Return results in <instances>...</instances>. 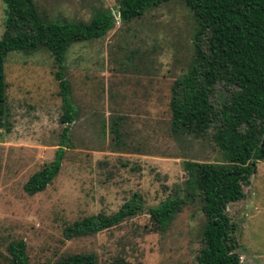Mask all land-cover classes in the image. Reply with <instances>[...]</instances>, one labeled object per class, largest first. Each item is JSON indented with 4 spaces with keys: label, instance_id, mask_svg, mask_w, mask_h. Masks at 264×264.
Listing matches in <instances>:
<instances>
[{
    "label": "rangeland",
    "instance_id": "rangeland-1",
    "mask_svg": "<svg viewBox=\"0 0 264 264\" xmlns=\"http://www.w3.org/2000/svg\"><path fill=\"white\" fill-rule=\"evenodd\" d=\"M45 19L87 21L109 9L102 36L71 43L64 56L77 109L60 168L40 191L23 183L53 159L64 123L54 63L45 47L11 50L4 58L5 112L0 128V264L22 239L31 264L92 252L96 264H196L204 220L197 202L178 210L164 232L145 212L95 233L65 238L63 227L84 215L114 212L133 192L145 206L183 194V160L222 161L210 135L170 129L169 84L191 62L197 19L182 0H165L122 21L117 0H33ZM4 3L0 0V34ZM214 100L227 97L216 86ZM118 128V142L113 127ZM226 210L236 224L243 264H264V161Z\"/></svg>",
    "mask_w": 264,
    "mask_h": 264
},
{
    "label": "trees",
    "instance_id": "trees-1",
    "mask_svg": "<svg viewBox=\"0 0 264 264\" xmlns=\"http://www.w3.org/2000/svg\"><path fill=\"white\" fill-rule=\"evenodd\" d=\"M0 34V128L5 112L4 58L11 50L45 47L52 55L54 78L60 96V121L64 123L59 146L48 163L32 172L23 183L25 192L42 190L56 175L69 146L67 133L77 109L70 96L64 56L76 41L102 36L114 22L109 9H95L87 21L45 19L33 0H2ZM165 0H117L122 21L140 16ZM197 19L193 55L186 71L169 84L170 129L195 137L210 135L222 161L186 159L184 192L155 205L145 206L133 192L114 212L84 215L63 227L65 238L95 233L128 217L145 212L156 229L164 232L176 212L187 202H197L204 220L196 264H243L237 253L236 224L226 205L243 197L242 183L264 161V0H182ZM228 88L220 102L216 86ZM117 143L118 128L113 127ZM262 137V139H261ZM11 264H31L22 239L7 245ZM52 264H96L92 252L67 253Z\"/></svg>",
    "mask_w": 264,
    "mask_h": 264
},
{
    "label": "water",
    "instance_id": "water-1",
    "mask_svg": "<svg viewBox=\"0 0 264 264\" xmlns=\"http://www.w3.org/2000/svg\"><path fill=\"white\" fill-rule=\"evenodd\" d=\"M263 135H264V130H263V133H262V137H263ZM262 137H261V139H262Z\"/></svg>",
    "mask_w": 264,
    "mask_h": 264
}]
</instances>
